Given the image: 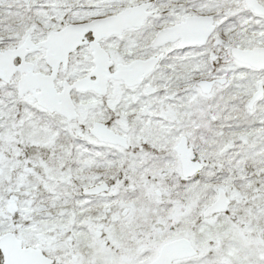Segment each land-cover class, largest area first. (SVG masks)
Masks as SVG:
<instances>
[{
	"label": "snow or ice",
	"instance_id": "snow-or-ice-1",
	"mask_svg": "<svg viewBox=\"0 0 264 264\" xmlns=\"http://www.w3.org/2000/svg\"><path fill=\"white\" fill-rule=\"evenodd\" d=\"M0 264H264V0H0Z\"/></svg>",
	"mask_w": 264,
	"mask_h": 264
}]
</instances>
